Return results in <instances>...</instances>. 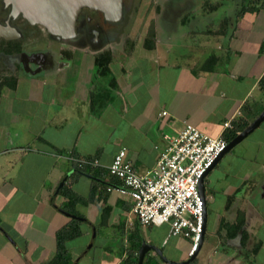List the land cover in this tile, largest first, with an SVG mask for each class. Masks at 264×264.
Segmentation results:
<instances>
[{"label": "crops", "instance_id": "obj_1", "mask_svg": "<svg viewBox=\"0 0 264 264\" xmlns=\"http://www.w3.org/2000/svg\"><path fill=\"white\" fill-rule=\"evenodd\" d=\"M177 2L184 5L180 37L156 22L147 44L146 38L99 49L59 43L55 51L0 53V264H50L58 232L73 219L80 235L65 243L70 264H138L143 241L172 262L190 258V239L171 236L168 224H140L131 199L113 189L121 183L109 166L126 148L145 174L157 166L166 137L187 123L224 137L235 122L249 125L260 115L264 8L242 12L253 5L238 10L237 0H212L220 4L214 10H204V0ZM103 56L111 57L104 69L96 66ZM258 153L224 175L213 247L200 257L207 209L202 246L189 264H264V154ZM85 158L98 161L91 165L96 177L80 170ZM249 160L260 163L257 170L247 171ZM239 223L244 243L241 230L231 236ZM142 264L169 263L148 250Z\"/></svg>", "mask_w": 264, "mask_h": 264}, {"label": "built area", "instance_id": "obj_2", "mask_svg": "<svg viewBox=\"0 0 264 264\" xmlns=\"http://www.w3.org/2000/svg\"><path fill=\"white\" fill-rule=\"evenodd\" d=\"M225 127L229 128L230 123ZM166 139L167 145L154 169L140 174L127 158L126 148H122L115 154L109 173L121 183L113 189L131 199L132 212L140 224H168L171 236L190 239L192 257L204 231V201L199 183L228 142L223 136L211 137L189 123ZM84 163L81 161L79 166L82 168ZM92 164L98 165V161Z\"/></svg>", "mask_w": 264, "mask_h": 264}, {"label": "rangeland", "instance_id": "obj_3", "mask_svg": "<svg viewBox=\"0 0 264 264\" xmlns=\"http://www.w3.org/2000/svg\"><path fill=\"white\" fill-rule=\"evenodd\" d=\"M178 0H172V6H168L165 0H128L125 13L123 14V20L117 23L114 27H111L113 34H110V39L113 45L116 44H129L135 45L138 43H144V39L147 42H152V39H148L147 34H151L156 22L165 31H169L171 34H178L181 36V31L184 32V5ZM184 2V0H181ZM262 0H237V9L241 10L244 3L249 5H261ZM204 10H214L220 7V4L213 3L212 0H204ZM168 6V7H166ZM234 11V9H233ZM29 25V24H28ZM25 42L28 48L37 49L46 47L58 50L60 47L59 42L48 38V35L43 31L41 27H26L25 28ZM263 146H259V145ZM256 150L259 151L258 156L261 157L264 154V123L255 132L250 134L245 140L239 143L236 147L230 150L216 165L210 173V177L206 180V197H207V209L209 212L208 217V229L205 239L204 248L201 251L200 257L206 252L210 251L215 241L214 235L211 233L213 229V223L219 218L222 213V209L225 205V193H224V175L236 174L241 170V163H245L244 157H253L251 153L256 154ZM248 153V154H247ZM257 157L256 159H259ZM255 158V157H254ZM255 159V160H256ZM262 159V158H261ZM264 159V157H263ZM255 160H249V166L247 171H252V167L255 170L258 169L259 164ZM258 166V167H257ZM246 177V176H245ZM244 177V178H245ZM209 178V180H208ZM260 196V195H259ZM259 196H256V202H260ZM264 238V233L262 234ZM233 252V251H229ZM264 261V254L260 257Z\"/></svg>", "mask_w": 264, "mask_h": 264}, {"label": "water", "instance_id": "obj_4", "mask_svg": "<svg viewBox=\"0 0 264 264\" xmlns=\"http://www.w3.org/2000/svg\"><path fill=\"white\" fill-rule=\"evenodd\" d=\"M12 6L11 16L14 18L22 15L31 25L43 27L47 33L57 40H69L76 36V23L78 15L82 9L87 8L103 14L104 19L110 23H116L123 18V0H7ZM5 29H10L12 34L19 37L17 29L9 25ZM264 122V110L251 122L236 138L228 143L224 152L220 154L212 167L205 173L199 183V191L204 201L203 234L195 254L184 262H172L163 252L146 241H143L138 264L143 263L144 256L148 250H155L165 262L169 264H189L196 257L200 250L204 238L207 223V197L205 188V178L209 172L215 168L226 153L236 147L250 134H252ZM63 184V183H62ZM68 216H72L66 213Z\"/></svg>", "mask_w": 264, "mask_h": 264}, {"label": "flooded vegetation", "instance_id": "obj_5", "mask_svg": "<svg viewBox=\"0 0 264 264\" xmlns=\"http://www.w3.org/2000/svg\"><path fill=\"white\" fill-rule=\"evenodd\" d=\"M127 2L128 0H123V14L125 13ZM168 6H172V1L168 3ZM11 13V4H9L7 0H0V27H5L7 23H9V25L17 29L20 33L19 37L15 35H12L11 37H6L4 35L0 36V53H6L9 50H14L21 54L23 49H28V45H26L25 42V28L41 26L31 25L26 19L23 18L22 15L14 18L13 16H11ZM122 20H120L119 22H121ZM119 22H107L104 19L102 13L84 8L78 15L76 23V36L72 39L57 40L51 37L43 27L41 28L48 35V38H51L54 41L57 40V42H59L60 44L76 47L89 46L94 49H99L112 43V39H110L109 36L110 34H113V32L111 31V27H114Z\"/></svg>", "mask_w": 264, "mask_h": 264}, {"label": "trees", "instance_id": "obj_6", "mask_svg": "<svg viewBox=\"0 0 264 264\" xmlns=\"http://www.w3.org/2000/svg\"><path fill=\"white\" fill-rule=\"evenodd\" d=\"M259 1V0H256ZM260 7L264 8V0H262L261 5H259ZM257 8L256 5H253L252 7H244L242 12L245 11H255ZM148 40H146V44L149 43L147 42ZM106 62H103L105 61ZM111 62V57H105L103 56L98 57L96 60V66L99 68H108L109 63ZM259 88L260 90H262L264 92V75L262 76V78L259 81ZM248 126V122H245L243 124H238V123H234L233 128L227 130L224 134V138L227 140V142H231L234 138H236V136L238 135V133L242 132L246 127ZM85 163L83 164V167L80 168V170L82 172H88L90 175H92L93 177H96V174L91 171V167L93 166V162L94 159L93 158H85ZM83 162V161H82ZM92 165V166H91ZM89 166V167H88ZM86 167H88L86 169ZM90 169V170H89ZM78 221L77 220H71L70 224H68V226L62 228L58 234H57V253L55 258L53 259V261L50 264H70L68 255H67V250L65 248V243L69 240H72L76 237H78L80 235V229L77 226ZM242 232V243L245 242V240L247 239L248 235L247 233L243 230V223H239L233 231V235L231 236H235L237 231ZM256 249H253V253H255Z\"/></svg>", "mask_w": 264, "mask_h": 264}, {"label": "bare ground", "instance_id": "obj_7", "mask_svg": "<svg viewBox=\"0 0 264 264\" xmlns=\"http://www.w3.org/2000/svg\"><path fill=\"white\" fill-rule=\"evenodd\" d=\"M3 29V32H0V36H6V37H11L13 34H12V31L10 29H5V28H1L0 27V30Z\"/></svg>", "mask_w": 264, "mask_h": 264}]
</instances>
